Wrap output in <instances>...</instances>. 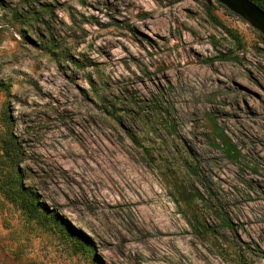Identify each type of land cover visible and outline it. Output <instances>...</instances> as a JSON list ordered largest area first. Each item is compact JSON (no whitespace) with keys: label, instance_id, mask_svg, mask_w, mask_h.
Segmentation results:
<instances>
[{"label":"rangeland","instance_id":"rangeland-1","mask_svg":"<svg viewBox=\"0 0 264 264\" xmlns=\"http://www.w3.org/2000/svg\"><path fill=\"white\" fill-rule=\"evenodd\" d=\"M263 38L215 0H0V264H264Z\"/></svg>","mask_w":264,"mask_h":264},{"label":"trees","instance_id":"trees-1","mask_svg":"<svg viewBox=\"0 0 264 264\" xmlns=\"http://www.w3.org/2000/svg\"><path fill=\"white\" fill-rule=\"evenodd\" d=\"M255 4H257L259 7L264 9V2L260 0H251ZM264 39V38H263ZM4 122L6 124V130L4 131V136L2 137V152L3 154L2 159L7 161L9 165V178L11 179L12 183L19 184L18 191L21 193L20 195V205H22V209L30 216L35 217L39 216V214L42 213L41 204L39 202L38 195L28 189L25 188L22 183V173L19 169V163L22 155L21 146L15 137V135L12 133L10 121L8 120V117L4 119ZM228 151H231V146H228ZM6 162V163H7ZM191 205L188 208V211L186 213V217L189 219V222L193 228V230L200 234V235H211L213 232H215V228L208 223L204 216V210L205 208H200L198 203L203 204L204 198L203 196H197L195 198H192L190 200ZM44 222L47 225H53L54 227H59L60 229H63L67 232H73V237H76L79 240V243L81 246H83L84 250H86L88 253L93 254V248L91 245L82 237H80V234L76 232L75 229H73L69 224H65L64 221L61 218H58L57 215L51 213L49 209H47L43 215ZM223 221V224L225 227H228V221L226 219H221ZM235 260L237 264H245V260L243 259L242 255L239 253L235 254ZM95 264H101L97 259H95Z\"/></svg>","mask_w":264,"mask_h":264},{"label":"water","instance_id":"water-1","mask_svg":"<svg viewBox=\"0 0 264 264\" xmlns=\"http://www.w3.org/2000/svg\"><path fill=\"white\" fill-rule=\"evenodd\" d=\"M213 0H208L209 4ZM231 10L233 13L246 19L252 26L264 35V9L251 0H215Z\"/></svg>","mask_w":264,"mask_h":264}]
</instances>
